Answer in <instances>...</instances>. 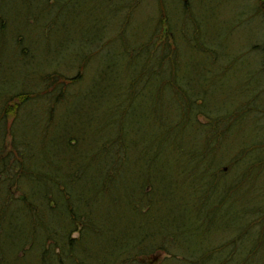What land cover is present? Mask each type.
<instances>
[{"label":"trees","instance_id":"1","mask_svg":"<svg viewBox=\"0 0 264 264\" xmlns=\"http://www.w3.org/2000/svg\"><path fill=\"white\" fill-rule=\"evenodd\" d=\"M45 1L48 6L55 2ZM257 2L261 10L264 0ZM6 24L7 19L0 12V29H5ZM152 33L123 46L124 53L140 63L135 76L127 79L116 74L111 79L115 63L98 66L89 94L106 93L110 105L105 109L109 115L98 129L83 127L78 121L60 135L53 124L64 103L84 80L83 69L94 57L88 53H97L110 44L112 37L106 34L102 35L103 43L80 57V70L74 76L66 77L56 71L38 74L39 87L35 91L15 92L16 101L9 97L0 106V248L4 246L0 263L141 264L140 257L154 253L168 255L163 264L233 261L244 236L225 238L226 227L224 231L211 230L210 225L219 217L228 193L223 188L219 193L216 187L226 184L230 174L221 169L223 161L217 162L211 156L216 149L210 132L215 121L199 120L201 115L210 117L203 98L178 77V58L183 49L171 48L167 38L159 40L158 32ZM124 35L119 33L117 37L122 39ZM17 36L16 42H20ZM190 48L189 52L195 51L194 45ZM125 62V57L120 59V66ZM161 73L167 76L159 79ZM148 86L159 99L162 92L179 97L181 113L177 122L198 129L200 140L194 150L187 151L186 160L192 164L177 162L173 152L166 158L168 164L161 166L156 148H148L151 159L141 156L143 152L136 144L130 121L141 117L139 105H143L142 95ZM32 102L42 125L31 130L20 128L19 121L27 122L31 115ZM8 116H12L10 122ZM168 116L173 114L168 112ZM153 119L154 116L150 120ZM162 123L171 132L177 126L166 117ZM8 135L11 140L6 144ZM180 152H184L182 147ZM251 152L249 148L247 153ZM169 173L180 177H163ZM182 177L191 184V202L184 207L183 228L173 214L178 207L173 201L178 193L176 184ZM249 212L241 211L245 217ZM247 223L255 226L250 219ZM189 233H194V244ZM213 235L216 240L211 239ZM197 245L208 247V253L188 254L186 250ZM243 261L247 262V258Z\"/></svg>","mask_w":264,"mask_h":264},{"label":"rangeland","instance_id":"2","mask_svg":"<svg viewBox=\"0 0 264 264\" xmlns=\"http://www.w3.org/2000/svg\"><path fill=\"white\" fill-rule=\"evenodd\" d=\"M257 1L49 0L47 3L53 4L48 6L45 0H0V12L7 19L5 29H0V106L9 97L16 101L15 92L35 91L39 87L38 74L56 71L66 77L74 76L80 70V57L95 49L106 34L112 37L110 44L97 53H88L94 57L88 68L83 69L84 80L64 103L59 119L53 124L60 135L62 130L70 131L78 121L83 127L98 129L110 112L105 110L110 107L106 93L89 94L98 66L113 61L116 67L111 79L116 74L127 79L135 76L140 63L126 55L124 47L158 32L156 38H167L171 48L183 49L178 58V77L203 98L210 117L201 115L199 120L215 121L210 132L216 149L211 156L217 162L223 161L221 169L230 173L227 183L216 187L219 193L222 188L228 190L226 203L220 208L219 217L212 223L207 219L206 223H210L211 230L226 227L225 238L244 236L229 264H264V6L259 10ZM119 33H125L122 39L117 37ZM17 35L20 42H16ZM193 45L195 51L189 52ZM109 52L113 57L108 56ZM124 57L125 65L120 66L119 60ZM166 76L161 73L158 78ZM158 96L160 99L148 86L142 95L143 105H139L141 117L130 121L136 144L143 152L141 156L151 159L148 148H156L161 166L168 164L166 158L173 152L177 162L192 164L186 160L187 151L194 150L200 140L198 129L177 122L181 113L179 97L164 92ZM34 103L27 122L19 121L20 128L31 130L42 125ZM168 112L173 116H168ZM165 117L177 124L173 132L165 129L167 126L162 123ZM6 119L10 122L12 116ZM10 140L8 135L5 143ZM181 147L184 152H180ZM163 177L171 180L180 175L169 173ZM176 185L178 193L173 201L178 207L173 214L183 228L184 207L191 202V184L182 177ZM242 210L250 211L247 218ZM247 219L255 226L248 225ZM193 234L189 233L194 244ZM214 236L211 239L216 240ZM207 249L197 245L186 251L199 256L201 252L208 253ZM167 256L154 253L140 257L139 261L163 264Z\"/></svg>","mask_w":264,"mask_h":264}]
</instances>
